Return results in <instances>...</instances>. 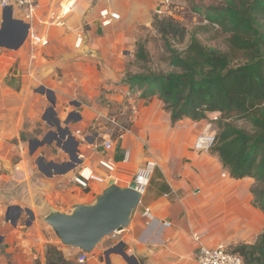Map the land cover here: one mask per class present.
I'll return each instance as SVG.
<instances>
[{
  "label": "crops",
  "instance_id": "1",
  "mask_svg": "<svg viewBox=\"0 0 264 264\" xmlns=\"http://www.w3.org/2000/svg\"><path fill=\"white\" fill-rule=\"evenodd\" d=\"M60 1L63 0H41L40 17L45 16L48 9L58 7ZM66 1L70 8L64 26L60 29L62 31L50 32L49 43L44 46L48 53L57 58L52 65L42 61L37 51L32 49L33 46H39L29 45L27 34L20 41L21 27L15 23H7L2 27L7 15L3 18V9L0 10V29L4 28L3 33H0V176L23 180L33 174L28 135L41 127L39 123L47 110L46 96L38 92V88L44 86L52 90L56 98L62 93L60 82L59 85L45 82L54 70V64L71 63L78 53L81 56L78 58L87 62L93 74L103 77L90 63L100 61L105 65V75H109L119 85L109 83V86L130 92L119 81L124 75L123 64L122 68L116 67V64L111 67L108 64L113 63L101 57L100 49L115 50L117 46L123 50L133 49L137 28L151 27L157 0ZM104 8L118 14V18L102 27L99 10ZM11 11L12 19L26 23L12 8ZM33 28L38 33L43 31L39 24ZM103 34L106 41H103ZM78 35L82 36L83 41L80 47H75L74 41ZM110 37H114L115 41H107ZM102 42H105L104 45ZM58 47H63L65 51L67 49L68 54L60 58L56 55ZM17 63L18 68L15 69ZM46 65L49 75L45 76ZM102 80H105V76ZM138 98L136 103L129 101L120 105L118 119L122 121H117V124L124 130L118 131V139L113 141L114 147L109 152L97 149L98 137L107 134L95 131L92 136H84L82 132L86 127L93 126L95 115H102L103 110L88 107L75 110L74 116L69 114L71 133L80 139L76 149L83 155L81 160L78 157L80 162L72 174L76 176L85 167L93 173L88 185L91 190L72 205L91 201L111 179L120 186H128L137 168L149 160L156 163L129 225L114 236H108L109 242L102 240L81 264H107L104 251L118 241L124 243V251L128 255L142 256L146 264H196L194 251L197 242L193 238L196 233L207 246L224 243L233 248L239 243H254L264 230V213L256 206L250 192L254 179L248 176L232 178L216 153L193 149L196 135L207 124L205 119L195 121L183 118L171 124L169 113L162 109L156 97L145 100L138 94ZM54 111L60 114L59 105L54 107ZM99 125L102 126V122ZM83 138L86 139L85 143L81 141ZM52 147L43 145L35 155L46 159L51 165L48 168L62 161L60 154L52 155ZM126 150L129 151V160L121 163ZM104 155L116 161V171L108 172L99 165ZM36 164L38 168L39 163ZM196 189L199 192L194 194ZM28 192L14 196L11 204L34 210L35 200L32 196L28 197L31 194ZM87 196L90 197L86 199ZM152 217L155 218L153 223ZM162 221L169 222V226L164 227ZM27 223L25 232L20 227L14 228L16 233L12 239L15 244L10 239L11 233L0 231V245L10 243L0 253V264H4V261L7 263V260L10 264H35L36 258L39 264H45L44 242L40 241L38 234L33 233L34 225L29 227ZM59 248L74 261L79 255V251L74 248ZM109 261V264H127L115 253L109 254Z\"/></svg>",
  "mask_w": 264,
  "mask_h": 264
},
{
  "label": "trees",
  "instance_id": "2",
  "mask_svg": "<svg viewBox=\"0 0 264 264\" xmlns=\"http://www.w3.org/2000/svg\"><path fill=\"white\" fill-rule=\"evenodd\" d=\"M195 2L188 1L202 19L228 35L225 47L207 46L174 17L154 13L151 26L171 69H151L146 46L138 41L137 70H126L123 82L142 99L156 97L171 124L219 113L210 152L219 156L232 178L254 179L250 192L264 213V0H215L206 7ZM187 36L184 49L173 45ZM231 250L244 264H264V230L254 243H239ZM44 256L45 264H74L52 243L46 245Z\"/></svg>",
  "mask_w": 264,
  "mask_h": 264
},
{
  "label": "rangeland",
  "instance_id": "3",
  "mask_svg": "<svg viewBox=\"0 0 264 264\" xmlns=\"http://www.w3.org/2000/svg\"><path fill=\"white\" fill-rule=\"evenodd\" d=\"M188 1L189 0H157V5L155 7L154 13L174 17L187 29L188 33L194 32L197 38L207 46L220 49L225 47L228 35L221 32L216 25H211L206 20L202 19L200 13L194 11ZM194 1H196L195 3H197V5H199L200 7H206L213 3L215 0ZM63 5L65 7L66 4L63 3ZM60 29L61 27H53L50 29V32L52 33L53 30L59 31ZM102 33L103 32L101 31L100 34ZM102 37L103 41H106V37H104V34L102 35ZM115 38L117 40V37ZM187 38L188 36L181 42L175 41L173 45L176 48L182 50L186 45ZM27 41L30 45L29 40ZM107 41L114 42L115 40L114 37H110L107 39ZM138 41L143 42L146 46V49L149 54V61L147 65L151 69L164 71L171 69L168 65L167 55L163 48L160 36L152 26H141L137 28L135 47L133 49L126 48L125 50H123L121 46H117L115 50L100 49V52L102 54L101 57L109 62H112L113 64H108L111 65V67L116 64V67L122 68L121 66L123 64V74L126 70L134 72L137 70V64L135 62L134 53L136 50V43ZM102 43L104 45L105 42ZM115 43H117V41ZM32 49L35 52L37 51V55L41 57L42 61H47V63L50 65H52V63H56L55 61L57 60V58H55L54 55L48 53L47 50H45L46 47L39 48L33 46ZM67 52V49L65 51L63 47H58L56 55L61 58L62 55L68 54ZM85 54L87 56L88 51ZM75 55L76 56H74L73 62L71 63H62L60 65L54 64V70L52 71L50 77L45 80L46 83H56V85H59L58 83L60 82V84L62 85L61 91L63 95L61 93V96L59 98L54 97V107L59 105L60 117L57 112L53 114L55 115V117L57 116L60 119V126L62 128L68 127L71 132V127L69 126L71 120L68 124L64 123L65 119L69 117L70 113H72V115H76L75 110L84 109L88 107H96L98 109H101L104 111L103 114L100 116L95 115L93 119V126L91 125L89 127H86L82 132L84 136L85 134L92 136L93 133L97 131L101 134H107L113 141H115L116 139H118V131L122 129L118 126L120 124H117V121H122V119H118L120 117L119 114L121 113L120 105L124 102L129 101H133L136 103L139 99V92L130 89L129 87H126L128 85L123 82L124 75L119 78V81H121L122 87L129 89L130 92H124L120 87L112 89L109 86V83H113L114 85L117 84L116 82H113L112 78L109 77V75H105V65L102 62H90L89 60H87L92 64L94 68H96L98 72L102 73L103 77H100L98 74H93L91 72L87 62H84L83 60L78 58L81 57L78 53H76ZM14 68H18V63L14 66ZM44 73L45 76L49 75L47 65L44 69ZM104 76L106 81L102 80L104 79ZM104 83H106V85ZM75 102H78L79 105H74ZM49 106H51V104L46 98L45 110L48 109ZM44 115L49 121L51 120V122H54L53 118L50 119L48 116H46L47 114ZM218 115L219 113H210L209 116L205 119L207 123H211L212 127L216 130V132V119ZM101 122L103 124L102 126L99 125V123ZM39 124L41 125V127H37L33 134L28 135L29 151L31 152L30 155L32 157L31 164L34 168L32 170L33 174L31 176L25 177V179L23 180L16 179V177L12 178L0 176V231L2 230L5 233H11L10 239H12V236H14L16 233L14 232V228L20 227L23 232L27 231L25 222L28 221L29 227H32L34 225L32 230L33 233L38 234L40 241L44 242L45 253L46 245L48 243L55 244L58 247H67L59 242L51 227L43 219L44 216L50 211V207L56 210H69L72 203L76 200L81 199V197L84 196V193L88 192V190H91V188L90 186L82 188L78 184V182L75 181V178L72 174V170L75 168L63 172V170L67 168V165L65 163L70 160V153L72 155L76 153L75 141L70 140L67 137H64L61 140V144L59 146L56 145V141H53L49 144L53 145L52 155L60 154L59 157L62 158V161H59L60 163H57L58 165L56 163L54 164L56 166V173L54 171H51L50 174H44L42 171L38 170L36 163H39L40 166L47 167V164L49 162L44 158H42L43 160H41L40 158L35 157V155L37 154V151L38 149H40L41 146L48 144L45 143L43 145L36 146L34 142H31V140L36 139L39 141H47L52 138L51 134H54V132L57 133L56 127L54 125H49L45 120L42 119ZM236 124L241 126L244 123L242 121H236ZM73 136L75 139L80 140L75 135ZM81 141L85 143L86 139L83 138ZM101 141L102 136L100 135L97 139L98 150L102 149L101 146L99 147ZM62 147H64L66 151L61 149ZM89 184L90 183H88V185ZM30 189L31 194L28 192ZM27 192L30 194L28 195V197L30 198L32 196L35 200L34 210L31 208L21 207L22 211L20 213V216L17 219L16 224L13 225L10 221H7L5 219L7 207L11 204L14 196H16L17 194L24 195ZM41 193H43L42 196ZM89 197L90 196H87L86 199H88ZM25 209H29L32 212V214L34 215L33 219L30 218V215L25 211ZM12 217L10 216V218ZM13 238L19 239L17 237ZM12 241L15 244V240L12 239ZM103 241L109 242L110 238L105 237ZM9 244L10 243H8L7 245ZM7 245H0L1 254L2 251L4 252V248ZM33 252L36 254L35 249L33 250ZM6 258L8 259V257ZM5 263L6 261H4V264ZM6 264H10V262H8L7 260ZM74 264L81 263L77 262V260L75 259Z\"/></svg>",
  "mask_w": 264,
  "mask_h": 264
},
{
  "label": "water",
  "instance_id": "4",
  "mask_svg": "<svg viewBox=\"0 0 264 264\" xmlns=\"http://www.w3.org/2000/svg\"><path fill=\"white\" fill-rule=\"evenodd\" d=\"M11 7L3 9V18L7 21L2 25L5 27L8 24L15 23L22 29L20 41H22L28 32V24L23 23L21 20H15L11 18ZM8 23V24H7ZM4 28L0 29V33H3ZM38 92L46 95V98L50 102L51 106L45 111H54L55 98L53 91L41 86L38 88ZM74 105H79L75 102ZM49 125L55 126L57 133L54 132L50 140H31L36 146L43 144H50L56 141V145L61 144V140L64 137L74 140L75 144H79V140L75 139L71 134L68 127L62 128L60 126V119L55 117L54 122L49 121L45 115L42 116ZM71 117H67L64 121L68 124ZM64 151L66 149L62 147ZM70 153V152H69ZM79 150L76 149L75 154L70 153V160L66 162L67 168L64 171H68L77 166L80 162L78 159ZM43 160L42 158H40ZM50 163L47 167L38 166L39 170L44 174H50L51 171H56V168L50 167ZM47 172V173H46ZM141 192L135 188V184L131 182L128 186H120L116 184L112 179L108 181L105 186L94 198L89 202H80L73 204L68 211H60L50 207V211L44 216V221L51 227L59 242L67 247L76 249L79 252L91 254L96 246L105 238L114 232H118L126 228L130 221L131 215L134 209L138 206L141 199ZM15 211V215L10 218L9 214ZM22 208L18 205H9L5 213V219L10 221L13 225L16 224L17 219L20 216ZM25 211L33 219L34 215L29 209ZM28 224V223H27ZM115 253L122 257L127 264H146L145 259L142 256L128 255L124 251V243L118 241L112 246L105 249L104 255L107 264H109V254Z\"/></svg>",
  "mask_w": 264,
  "mask_h": 264
},
{
  "label": "built area",
  "instance_id": "5",
  "mask_svg": "<svg viewBox=\"0 0 264 264\" xmlns=\"http://www.w3.org/2000/svg\"><path fill=\"white\" fill-rule=\"evenodd\" d=\"M168 1V0H164ZM64 4L65 7H64ZM11 7L12 10L17 12V15L26 23H28L27 39L31 45L44 47L49 43L50 29L53 27L64 26L66 16L69 12L70 5L68 1L63 0L59 2L58 7H52L48 9L45 16L39 15L41 0H0V10L6 7ZM99 16L101 18L100 25L102 27L110 25L113 19L118 18V14L110 12L104 8L99 10ZM39 24L43 27V31L38 33L33 27ZM82 36L78 35L74 41L75 47L82 45ZM216 118V117H215ZM216 142V130L212 127L211 123H207L202 131H200L194 141L193 149L199 152H209ZM102 151L109 152L113 149V140L108 135H102V141L100 144ZM77 157L83 159V155L79 154ZM129 160V151L123 153L121 163H127ZM99 165L108 172L116 171L117 163L112 158L103 156L99 160ZM156 166L154 161H147L145 165L136 169L132 182L135 184V188L141 192L145 191L149 184L151 173ZM88 170V175H84L83 171ZM93 173L88 168H81L76 176L75 181L82 188L88 186L89 181L92 179ZM199 190L193 191L194 194ZM155 218H151L153 223ZM154 220V221H153ZM161 224L164 227L169 226V222L162 221ZM117 232L112 233L109 236H114ZM193 238L197 242V246L194 251V261L196 264H244L241 255L237 252H233L230 247L224 243H218L214 246H207L200 241L199 234H193ZM87 253L79 252L76 260L79 263H83L86 260Z\"/></svg>",
  "mask_w": 264,
  "mask_h": 264
},
{
  "label": "flooded vegetation",
  "instance_id": "6",
  "mask_svg": "<svg viewBox=\"0 0 264 264\" xmlns=\"http://www.w3.org/2000/svg\"><path fill=\"white\" fill-rule=\"evenodd\" d=\"M46 114H47L46 116H48L50 119H51V118H53V119L55 118V115H54L53 112H51V111H48ZM70 115H71V114H70ZM52 135H53V134H51V136H52ZM55 167H56V166H55ZM14 215H15V211L9 214V216H11V217L14 216Z\"/></svg>",
  "mask_w": 264,
  "mask_h": 264
},
{
  "label": "bare ground",
  "instance_id": "7",
  "mask_svg": "<svg viewBox=\"0 0 264 264\" xmlns=\"http://www.w3.org/2000/svg\"><path fill=\"white\" fill-rule=\"evenodd\" d=\"M83 174L87 176L88 175V170H84Z\"/></svg>",
  "mask_w": 264,
  "mask_h": 264
}]
</instances>
